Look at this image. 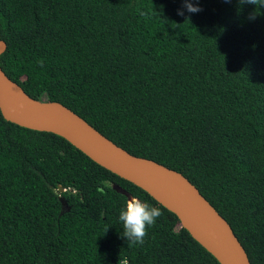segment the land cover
<instances>
[{
    "label": "trees",
    "instance_id": "16d2710c",
    "mask_svg": "<svg viewBox=\"0 0 264 264\" xmlns=\"http://www.w3.org/2000/svg\"><path fill=\"white\" fill-rule=\"evenodd\" d=\"M259 3L199 0L202 11L181 16L183 0H0V66L31 98L61 103L133 156L181 173L229 223L251 264H264ZM114 186L162 210L142 245L122 238L128 198ZM120 257L219 264L147 192L64 138L0 112V264Z\"/></svg>",
    "mask_w": 264,
    "mask_h": 264
},
{
    "label": "water",
    "instance_id": "95a60500",
    "mask_svg": "<svg viewBox=\"0 0 264 264\" xmlns=\"http://www.w3.org/2000/svg\"><path fill=\"white\" fill-rule=\"evenodd\" d=\"M6 48L0 40V56ZM0 112L5 120L20 127L64 138L96 164L147 192L175 214L181 227L219 264H251L229 223L185 176L153 160L133 156L63 104L31 98L1 66ZM113 188L128 200L132 198L118 186ZM64 191L58 187V192ZM61 203L67 210L62 198Z\"/></svg>",
    "mask_w": 264,
    "mask_h": 264
},
{
    "label": "clouds",
    "instance_id": "9594fccd",
    "mask_svg": "<svg viewBox=\"0 0 264 264\" xmlns=\"http://www.w3.org/2000/svg\"><path fill=\"white\" fill-rule=\"evenodd\" d=\"M240 2L242 4H257V0H240ZM262 2L264 0H260V3ZM198 3L199 0H196L195 4L193 0H183V7L177 10V14L183 16L184 9L190 13L202 11ZM162 215L163 213L160 208L142 202L136 197H132L127 201L126 207L121 209L119 214V220L123 225L122 238L127 239L129 246L134 244L142 245L147 235V229L154 226L157 219ZM118 264H128V261L120 257Z\"/></svg>",
    "mask_w": 264,
    "mask_h": 264
}]
</instances>
